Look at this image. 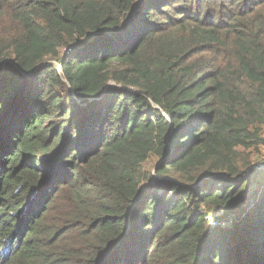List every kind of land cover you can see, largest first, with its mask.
Segmentation results:
<instances>
[{
    "label": "trees",
    "instance_id": "16d2710c",
    "mask_svg": "<svg viewBox=\"0 0 264 264\" xmlns=\"http://www.w3.org/2000/svg\"><path fill=\"white\" fill-rule=\"evenodd\" d=\"M262 149L264 0H0V264H264Z\"/></svg>",
    "mask_w": 264,
    "mask_h": 264
},
{
    "label": "rangeland",
    "instance_id": "374dc122",
    "mask_svg": "<svg viewBox=\"0 0 264 264\" xmlns=\"http://www.w3.org/2000/svg\"><path fill=\"white\" fill-rule=\"evenodd\" d=\"M253 162H254V164H253L254 169H256L260 164L264 166V149H262L261 154L259 156H257L256 158L254 157ZM154 163H155V159L154 158L150 159L145 164L144 169L148 170V171L151 170L153 173L154 172V169H153ZM160 192H162V191L160 190ZM218 214H220V213H218Z\"/></svg>",
    "mask_w": 264,
    "mask_h": 264
},
{
    "label": "built area",
    "instance_id": "2783aa9c",
    "mask_svg": "<svg viewBox=\"0 0 264 264\" xmlns=\"http://www.w3.org/2000/svg\"><path fill=\"white\" fill-rule=\"evenodd\" d=\"M264 166L263 165H259L256 169H260V168H263ZM219 215L218 213H215V214H206L205 216V219L206 221L212 226H216L217 225V222L215 220V217Z\"/></svg>",
    "mask_w": 264,
    "mask_h": 264
}]
</instances>
